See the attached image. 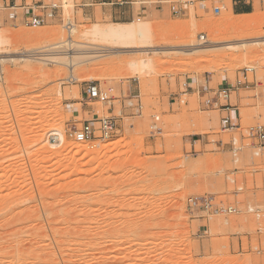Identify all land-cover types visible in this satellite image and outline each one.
Returning a JSON list of instances; mask_svg holds the SVG:
<instances>
[{
    "label": "rangeland",
    "instance_id": "1",
    "mask_svg": "<svg viewBox=\"0 0 264 264\" xmlns=\"http://www.w3.org/2000/svg\"><path fill=\"white\" fill-rule=\"evenodd\" d=\"M44 1L62 9L37 29L16 27L0 1L5 37L45 35L42 45L13 44L12 58L36 45L49 50L70 37L82 40L97 25L121 23L84 16L81 0ZM143 1L149 11L127 23L147 22L158 48H180L194 35L204 46L249 44L192 55L171 49L83 59L74 78L57 61L32 63L31 73L21 61L1 64L0 234L12 232L23 246L16 253L2 241L0 264H264V145L248 136L249 128L264 127V0H249L248 15H238L232 0H164L171 4L157 10L150 4L156 0ZM185 2L186 13L175 16L170 6ZM215 7H222L219 16ZM225 17L246 26L216 31ZM135 61L140 68L132 67ZM246 68L254 69L250 87H240L230 100L239 127L226 130L222 119L229 114L205 105L203 96L236 86ZM89 83L100 85L102 98H85ZM107 117L118 125L110 140L79 144L68 135ZM54 130L67 142L57 150L48 136ZM202 197L240 212L209 214L190 206V199ZM6 218L20 224L8 229Z\"/></svg>",
    "mask_w": 264,
    "mask_h": 264
},
{
    "label": "bare ground",
    "instance_id": "2",
    "mask_svg": "<svg viewBox=\"0 0 264 264\" xmlns=\"http://www.w3.org/2000/svg\"><path fill=\"white\" fill-rule=\"evenodd\" d=\"M229 5L231 6V3H229ZM228 19H230V18L225 17L223 24L219 27V30L217 29L216 31H220L222 29V27H223V29H226V30L233 31V29H234V31H235L236 26H233L235 23L232 25L231 20L229 21ZM245 26L240 25V26H237L236 28H239V27L244 28ZM87 29H89V28H87ZM42 33L43 32H41V34L38 33L36 35H31V33L29 35L28 34L25 35V33H24V36L23 35L19 36L17 34L14 36L13 35L10 36V34H9L8 37H7V35L5 37V33L0 31V65L8 63V62H15L16 63V61H21V62L25 63L24 68L28 69L29 72L31 73L34 71V69H32V63L37 62V63H41V64L43 63L44 65H46V63H48V62L57 61V63L65 65L66 68L69 69L71 76L74 78L73 73H74L75 67L77 65L83 63L84 62L83 59H86V61H88V60H92V59L100 58V57L106 58V57H109L110 55H115V54H119V53H125V55H126V53L128 54L131 52H134V53L136 52L138 54H144V55L148 54V53L160 54V53L165 52V51H171V49H177L176 50L177 52L189 53L190 55L195 54V53H200L202 51L203 52L204 51H210V50L214 51V50L223 49V48L224 49L227 48L229 50H232V51L235 50L236 51L240 47L245 48V46L247 44V42H245L246 40H244V41L240 40L236 44H225V45L220 46V45H217V43H215L214 45L204 46L202 43L196 42L197 35H194V36H192L191 39L189 38V40L187 41V44L180 46V48H178V46L172 45V46H168L166 49H161V48H158L155 46L156 42L153 38V34H152V31H151L148 23L142 22L140 19L138 21H136L135 23H133V22L132 23H111V24H108L107 26L97 25V26H95L89 30L84 31V33H83L84 38L82 40H73L72 37H70L66 41H63L60 44H57V46H54V44H52L53 45L52 47H54V48H51L49 50L48 49L46 50L45 48H42L41 46H39V45H42L43 43L39 44L38 40H40V42H42V40L43 41L45 40L44 39L45 35L43 36ZM72 34L73 33H71V35ZM202 37L203 36L198 35V39L201 41H202ZM34 41H37L39 44V45H36V48L34 46L33 47L30 46V47H32V49L25 51L18 58H12L11 57L12 53H14V52H11V50H10V48H12L13 44L21 43L22 45L27 46V44L29 45V44L33 43ZM47 42L49 43L50 41H48V39H47ZM92 43H95L93 45H96V47H92L93 46ZM97 43L103 44V46H99ZM260 43L263 44L264 41H259V44ZM37 46H39V48ZM85 49H87V50L90 49V50H88V52L84 53ZM114 49H120V50L113 51ZM14 54H16V52ZM141 61H143V60H141ZM141 61H138V63L140 62V64H137V62L135 61V63L132 64V67H133V65L134 66L139 65V68H140L141 67L140 66ZM109 62H107V63L109 64ZM115 63L116 64H114V65H117V62H115ZM144 64H143V66H147L146 64L145 65ZM130 65H131V63H130ZM137 68H138V66H137ZM134 71H135V69L132 70V72H134ZM137 71H139V70H137ZM45 78H47V77H45ZM47 82H48V79H45L43 84L45 85ZM50 133H49L50 135H48V136L50 138L52 137L53 138L52 141L54 142V143H51V146L56 148V150H57V147L61 148L62 145L67 143L66 137L62 132H60L58 130L57 131L54 130V131H51ZM23 215H24V213H23ZM18 217L19 218H17V219L20 220L22 216L19 215ZM28 218L31 219L32 216L29 215ZM17 219H15V221H14L15 223H16ZM30 219H28V221ZM13 220H14V218H13ZM53 220H55V218ZM4 221H6L5 225L8 229L9 228L12 229L13 226H16V224H17V223L16 224L13 223L11 218H10L11 223L8 222L7 218ZM23 221H22V223L28 222L27 220L25 222H23ZM30 221H32V220H30ZM17 222L20 224V221H17ZM3 225L4 224L2 222L0 224V226H1L0 230L2 229ZM53 226L51 224V230L56 233L55 227H53ZM5 228H4L3 232H5V230H6ZM5 233L0 234V245H1V242L4 241L3 243L7 244V246L9 248L15 249L16 251L15 250L14 251L16 253L21 252V247L23 246V244L19 245V247H18L17 246L18 241L17 242H14L16 240L13 241V238L15 235L12 234V232L7 233V234H5ZM48 238H49V236H48ZM29 242H31L30 239H29ZM14 244H16V245H14ZM20 244H21V242H20ZM47 248H49V247H47ZM14 251L12 250V252H11L13 257L15 255ZM48 256H50V255H48ZM51 256H53V255H51ZM47 258H48L47 261H49V259H51L52 257L51 258L47 257ZM51 262H53V261H51ZM3 264H12V262L6 261Z\"/></svg>",
    "mask_w": 264,
    "mask_h": 264
},
{
    "label": "built area",
    "instance_id": "3",
    "mask_svg": "<svg viewBox=\"0 0 264 264\" xmlns=\"http://www.w3.org/2000/svg\"><path fill=\"white\" fill-rule=\"evenodd\" d=\"M143 6H147L148 2H141ZM150 4L158 6H162L164 4H171L164 0H156L151 2ZM188 4L180 3V4H172L170 6L172 13L175 16H182L187 11ZM39 13L30 14L26 17L21 15V13L17 12L14 8L9 13V20H11L14 25L17 27L18 23L20 22L21 25L25 27H29L32 29H37L40 27H44L48 25L51 21H54L58 18L59 12L62 9L60 5L57 3L51 4H42L38 6ZM146 9V7L144 8ZM222 12V7H215L214 13L219 15ZM72 27L71 24H67V29L69 30ZM207 36H203L202 40H205ZM253 68H246L244 70L243 76L241 79L237 81L236 86H224L221 89L214 91L212 95H207V93L203 96L204 104L207 106H216L219 107L221 110H230L233 106L230 104L232 93H234L240 87H244L245 85L247 88L250 87V82L247 81L249 73L253 72ZM2 73L0 71V82L2 81ZM201 96L202 92L198 93ZM211 94V93H209ZM84 96L88 101H92L98 98L103 97V92L101 90L100 85L95 83H89L86 85L84 90ZM225 102V104H222ZM137 112H141L142 106L141 104L137 103L135 106ZM156 120H159L158 118ZM223 125H225L226 130H234L237 129L239 126L238 124H233L231 117L228 115L222 119ZM154 130L158 131L155 127ZM118 130V125L116 119L114 117H107L100 119L98 121H86L81 125L80 128H74L69 130V137L76 143L79 144H87L93 142L95 139H103V140H110L112 139ZM248 136L250 139L257 141L258 143L264 145V127L263 126H255L251 127L248 130ZM190 206H196L204 209L206 213H214L217 212L218 214H238L240 212L239 209L230 206V207H218L213 204V201L209 197H202V198H192L189 200ZM251 211H254L253 209Z\"/></svg>",
    "mask_w": 264,
    "mask_h": 264
},
{
    "label": "crops",
    "instance_id": "4",
    "mask_svg": "<svg viewBox=\"0 0 264 264\" xmlns=\"http://www.w3.org/2000/svg\"><path fill=\"white\" fill-rule=\"evenodd\" d=\"M0 1L3 3L5 11H12L14 8L17 12L21 11V15L25 17L27 15L39 12L38 6L40 3L45 4L44 0H41L40 2L37 0H32L31 4L28 3L29 0ZM141 2H143V0H140L139 11H136L135 9V5H138L135 0H81L80 6L84 16L90 19L96 20L99 15H101L103 18H109L110 20H117L121 23H127V21L133 20L135 16H140L141 14L149 11L150 8L148 6H143ZM232 6L234 10L239 11L238 15H248L251 13L249 0L244 2L242 0H232ZM97 7H101L100 12L98 11ZM145 7H148V10H144ZM154 9L157 10L158 7L154 6ZM221 111L226 112L230 116V113L233 111V109ZM223 127L225 128V125H223Z\"/></svg>",
    "mask_w": 264,
    "mask_h": 264
}]
</instances>
